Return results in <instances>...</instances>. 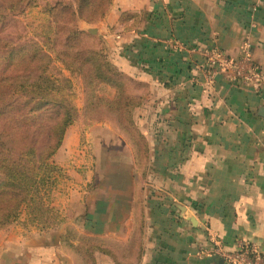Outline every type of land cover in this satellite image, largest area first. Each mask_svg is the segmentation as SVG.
Instances as JSON below:
<instances>
[{"label": "crops", "instance_id": "obj_1", "mask_svg": "<svg viewBox=\"0 0 264 264\" xmlns=\"http://www.w3.org/2000/svg\"><path fill=\"white\" fill-rule=\"evenodd\" d=\"M121 12L138 20L120 23ZM107 26L118 32L113 40L102 35ZM98 33L111 63L141 89L133 120L147 161L139 165L132 141L116 130L122 143L109 149L131 156L121 168L138 182L53 194L52 207L70 206L59 210L63 223L45 227L24 215L0 231V264H84L83 250L94 264H219L207 254L218 243L264 245V79L258 90L220 77L210 85L203 58L218 48L236 59L247 44L264 74V0H114ZM71 128L55 158H77L64 151L76 141ZM173 200H186L197 228L163 211Z\"/></svg>", "mask_w": 264, "mask_h": 264}, {"label": "trees", "instance_id": "obj_2", "mask_svg": "<svg viewBox=\"0 0 264 264\" xmlns=\"http://www.w3.org/2000/svg\"><path fill=\"white\" fill-rule=\"evenodd\" d=\"M111 7L112 0L0 1V25L9 15L28 17L35 10L45 20L29 23L18 43L0 40V230L17 223L22 214L45 227L58 225L51 193L60 169L52 160L68 127L79 118L66 92L74 81L83 89L87 111L104 106L115 113L142 154L136 157L138 163L146 157V141L133 120L141 103L130 93L131 79L111 63L104 47L85 46L77 27L80 19L102 20ZM129 19L136 22L138 16L120 13V23ZM96 246L84 241L90 252Z\"/></svg>", "mask_w": 264, "mask_h": 264}, {"label": "rangeland", "instance_id": "obj_3", "mask_svg": "<svg viewBox=\"0 0 264 264\" xmlns=\"http://www.w3.org/2000/svg\"><path fill=\"white\" fill-rule=\"evenodd\" d=\"M0 1H5V0H0ZM113 1L114 0H112V7H113ZM109 12L107 13V15L109 14ZM107 15L102 20L96 21L94 23H88L83 19L78 20L77 27L82 33H84L82 39L85 43V46L93 47L95 49H101L102 47L106 48L105 45L107 41H105L103 37L104 34L106 38L108 39L110 38L109 40H113L115 35L114 33L117 32V31H113V26L105 27V31H103L102 33L103 36L98 33V28H101L102 23L107 18ZM35 21L41 23H44L45 21L44 18L42 19V17L39 16L38 11L36 10L30 12L28 17H17V16L9 15L0 25V40L12 41L18 43L19 36L21 35L25 36L27 34L26 32L27 25ZM88 29H95V33L94 32L89 33ZM19 44H25V42L23 41L20 42ZM129 86H130V93L133 96L138 94L141 90L138 89V86L135 83H133V80H131L130 82L128 81V87ZM82 90L83 89H81V86L74 81L73 89L71 91L70 90L66 91L69 92L68 94H71V97L73 98L75 107L78 109L79 112V118L77 119L76 122H74L71 126L68 127V129L72 127L71 129L74 130V133L76 132L75 144L72 141L71 143L68 144V147L65 148L64 151H67L66 153L72 154V152L75 150L76 155L74 157L77 158L75 160L72 158L69 160L64 158H60V159L55 158L56 155L53 157L52 160L53 163L60 169V176L57 180L55 189L51 193V201H52L51 204L53 203V198H52L53 194L54 196L56 194H60L62 196L67 197L69 194H73V193L82 194V193L94 192L97 195V192L99 193H105L109 191L112 192L113 188L115 187L116 190L125 188V186H122L123 183H127V184L132 183L137 178L136 175L137 172L133 173V169L123 170L121 168V166L123 167L126 165H130V163L132 162L131 156L128 155V153L126 154H121L120 152L113 153L109 149L110 146L109 144L118 146L122 143L121 139H118V137H116V136H120V134L117 135L115 133L116 130L118 131V129L120 130L122 129L121 125L118 122L117 115L115 113L109 112L104 106H100L98 109L92 112H88L87 109L85 108V100H84V95H82ZM99 95L106 97L107 99H111L103 92L99 93ZM123 133L126 135L128 140H131L129 134L126 131H124ZM114 137H116L117 140L110 143L109 139ZM121 138L124 139L122 136ZM64 140H65V136H64ZM64 140L60 149L63 148ZM133 150L135 157H141L142 154L138 152L137 147L135 148L134 146ZM146 161L147 158L144 157L141 159V161L138 164L141 165ZM62 163L68 165L64 166L62 165ZM135 181L138 182L137 179ZM150 183L151 184H147L148 186L147 188H149V192L146 193L147 196L151 192L155 191L153 180H151ZM156 191H158V189ZM91 203L92 201H90V204ZM186 203H187L186 200H182V201L173 200L169 202H163L162 204L163 211L173 210L175 212V216H178L179 219L185 220L188 224L192 225V223L188 220V217H183L186 215V213H190L187 212L188 208L190 209V206H187ZM150 204L151 203L148 202V205ZM192 205L193 207H196L195 203ZM89 206L90 205H88V207ZM182 207L185 208L184 211L185 213H183L184 214L183 216L180 215V213L182 212L181 211ZM53 208L58 212L59 222L57 224H62L63 216L59 210L65 212L66 209H70V206L69 205L67 206V203L65 202L63 203L62 201H60L61 209L58 210L56 209L57 207H53ZM24 215L26 214H22L21 218ZM26 216L29 218L28 215ZM21 218L18 220L17 223L21 221ZM193 219L198 223L197 218L194 217ZM64 221H65V217H64ZM17 223H14L13 225H16ZM192 227L195 228L193 225ZM2 230H6V228ZM195 257L202 260L205 259L203 257L197 256V254ZM214 258L220 259L219 264L224 263V261L219 256L216 255ZM82 259L84 261V264H91L85 258Z\"/></svg>", "mask_w": 264, "mask_h": 264}, {"label": "built area", "instance_id": "obj_4", "mask_svg": "<svg viewBox=\"0 0 264 264\" xmlns=\"http://www.w3.org/2000/svg\"><path fill=\"white\" fill-rule=\"evenodd\" d=\"M119 35L116 34L117 39ZM203 58L207 65L205 75L210 85L220 77L232 85H248L258 88L264 79L263 72L255 64L247 44L242 48V54L236 59L228 57L218 48L204 50ZM207 254L208 257L217 255L230 264H264V245L259 246L241 240L232 250L218 243L216 248Z\"/></svg>", "mask_w": 264, "mask_h": 264}, {"label": "water", "instance_id": "obj_5", "mask_svg": "<svg viewBox=\"0 0 264 264\" xmlns=\"http://www.w3.org/2000/svg\"><path fill=\"white\" fill-rule=\"evenodd\" d=\"M88 32L89 33H95V29H88ZM181 211H182V213H185L184 211H185V208H181ZM186 215H187V217H188V220L192 223V225L196 228V227H198V223H197V221H195L193 218V216L190 214V213H186ZM221 262H223V261H221ZM222 264H230V263H227V262H224V263H222Z\"/></svg>", "mask_w": 264, "mask_h": 264}]
</instances>
